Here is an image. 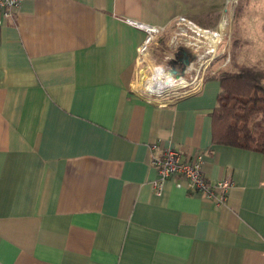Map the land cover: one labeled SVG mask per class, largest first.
<instances>
[{
    "label": "crops",
    "instance_id": "1",
    "mask_svg": "<svg viewBox=\"0 0 264 264\" xmlns=\"http://www.w3.org/2000/svg\"><path fill=\"white\" fill-rule=\"evenodd\" d=\"M222 6L21 0L1 17L0 264H264V152L213 143L219 83L165 103L129 85L143 43L154 64L176 15L210 14L195 19L207 27ZM151 28L164 31L148 40ZM152 143L231 179L228 203L175 176L155 193Z\"/></svg>",
    "mask_w": 264,
    "mask_h": 264
},
{
    "label": "rangeland",
    "instance_id": "2",
    "mask_svg": "<svg viewBox=\"0 0 264 264\" xmlns=\"http://www.w3.org/2000/svg\"><path fill=\"white\" fill-rule=\"evenodd\" d=\"M246 1L247 0H240L241 5H243V7L233 23L232 35L231 31L229 30V27H231L232 25L233 17H229V15L234 16V14H230L229 10L223 11V6L220 10H218V13H216V19L218 18L220 13L221 18H219L215 24L211 22V24L207 23L210 24V26L202 27L204 29H209L216 41H211L212 39L206 36L204 40L205 42H203V46H194L190 42H186L184 39L185 36L188 39H192V35L195 33V31L187 28V21L190 20L193 23H199L197 20H195L196 18L198 19V15L195 17H190L185 14L176 15L171 20L170 26L168 28V32L173 33V37L169 38L171 34L168 35L169 41L167 39V36L161 37L160 39L162 41H159L160 43L158 45L157 50L152 53L151 61L154 64L149 63V59L148 62L144 60L143 55L147 51V43L146 48L139 51V57L135 63V72L133 73L132 79L129 83L130 88H132L135 92L145 96L146 98L153 99L158 103H163L164 98H166L169 94L173 92L178 94L175 97H172V99H177L178 97L191 93L192 91H189L191 89V86L199 85L198 83L204 81V79L208 75H211L222 69H233V59L235 61L238 60L243 63L256 64L258 66L264 67V57H262L264 56L262 55L264 54V3H262L261 0H249L248 3ZM255 4L257 5V7L254 8L255 13H252V7ZM182 16L187 20L181 21L180 17ZM209 16L210 14L206 18L202 19L205 21ZM227 16L229 18H227ZM224 18H227L228 21L225 23H221ZM210 20H212V15L210 17ZM199 21L204 22L202 20ZM195 25L196 27H201V25ZM220 27L221 29H219ZM217 30L219 32V35L215 36L212 32ZM162 31L164 30H160L159 33H156L155 35H160L161 33H163ZM235 37L245 39L246 45L237 49V46L233 44V40L235 39ZM170 39L173 40L172 44L170 42ZM176 40H179V42L174 43ZM182 47L185 48L190 55H192L191 60L189 61V63L191 62V68L184 74L182 80H180L187 81L188 86L186 88L181 89L175 88L170 91L167 90L163 93L162 97L155 95L148 96L146 94H143V92L141 93L138 87L142 88L145 86L146 78L148 76H151L152 74L159 75L162 78V74H164L165 70L163 66H168L166 64V60L168 59V57H172L173 52L175 53L176 51V48L179 49ZM241 52L243 53L241 54ZM158 64L161 65L156 66ZM186 65L187 64H185V66ZM170 73L175 76L174 72L170 71ZM200 77L202 79H199ZM180 81L177 80L175 82L178 83ZM185 89L188 90V92L182 94L181 90ZM168 91L170 93L167 94L166 92ZM168 99L170 100V98H167L166 100L168 101Z\"/></svg>",
    "mask_w": 264,
    "mask_h": 264
},
{
    "label": "trees",
    "instance_id": "3",
    "mask_svg": "<svg viewBox=\"0 0 264 264\" xmlns=\"http://www.w3.org/2000/svg\"><path fill=\"white\" fill-rule=\"evenodd\" d=\"M233 44L238 49L245 40L235 38ZM233 61V69L206 77L219 83L210 112L213 143L264 152V67Z\"/></svg>",
    "mask_w": 264,
    "mask_h": 264
},
{
    "label": "built area",
    "instance_id": "4",
    "mask_svg": "<svg viewBox=\"0 0 264 264\" xmlns=\"http://www.w3.org/2000/svg\"><path fill=\"white\" fill-rule=\"evenodd\" d=\"M21 0H0V23L2 21L1 17L10 18L14 11H16L17 7L19 6ZM223 11L229 10L230 14H234L235 6L238 0H223ZM229 17H233L229 15ZM227 16V18H229ZM227 18H224L221 23L227 22ZM180 20H187L183 16L180 17ZM188 29H192L195 33L192 35V39H188L185 35L184 39L186 42H190L194 46H203V42H205L206 35L204 34L205 31H210L209 29H204L202 27H196L195 23L188 20L187 21ZM221 29V27L219 28ZM161 29L158 28H151L148 30L149 35H147V39L149 40L151 34L160 31ZM211 32V31H210ZM215 36L219 35L218 31L212 32ZM208 37V36H207ZM146 48V43H143L141 46V50ZM164 67V74H162V78L164 80H182L184 74L191 68V62L186 66H183L180 71L174 72L176 73L175 76L170 73L171 68L168 66ZM197 79V78H196ZM199 79H202L201 77ZM202 81V80H201ZM173 87L171 86L169 89L175 88H186L188 83ZM199 85L191 86L189 91H195ZM198 89V88H197ZM166 92L167 94L170 92ZM182 94L187 93L188 90H181ZM166 94V95H167ZM178 93H171L166 98H164L163 103H165L167 98L172 99ZM169 100V99H168ZM155 148L154 143L150 145V159L149 164L154 166L157 169V178H155L152 182V186L154 188L155 193H160L163 187V184L166 179L170 176L179 177L184 180V185L188 191L198 192L201 193L203 196L211 200L215 205H226L229 201V188L233 185V182L229 178H221L215 182H209L205 179L203 172H202V161L200 157H193L189 155H183L181 151L178 149L166 146L163 147L159 154L154 153L153 149Z\"/></svg>",
    "mask_w": 264,
    "mask_h": 264
},
{
    "label": "bare ground",
    "instance_id": "5",
    "mask_svg": "<svg viewBox=\"0 0 264 264\" xmlns=\"http://www.w3.org/2000/svg\"><path fill=\"white\" fill-rule=\"evenodd\" d=\"M204 34L206 36L210 37V39H212L211 41H214V42L216 41V39L212 36L210 31H205ZM214 45H216V44H214ZM181 83L186 84L187 81H180V82L176 83L174 80H170V81L164 80L159 75L152 74L151 76H148L146 78L145 86L142 87L141 89H143L144 91H146V92H148L150 94L153 93L152 95H157V96H161L162 97L163 93L165 91L169 90L171 86L175 87V86H178V85H182Z\"/></svg>",
    "mask_w": 264,
    "mask_h": 264
},
{
    "label": "flooded vegetation",
    "instance_id": "6",
    "mask_svg": "<svg viewBox=\"0 0 264 264\" xmlns=\"http://www.w3.org/2000/svg\"><path fill=\"white\" fill-rule=\"evenodd\" d=\"M192 55H190L185 48H177L175 53L166 60V64L169 68H176L177 71H180L185 64H188L191 60ZM176 74V73H175Z\"/></svg>",
    "mask_w": 264,
    "mask_h": 264
},
{
    "label": "water",
    "instance_id": "7",
    "mask_svg": "<svg viewBox=\"0 0 264 264\" xmlns=\"http://www.w3.org/2000/svg\"><path fill=\"white\" fill-rule=\"evenodd\" d=\"M172 72H176V68L172 69Z\"/></svg>",
    "mask_w": 264,
    "mask_h": 264
}]
</instances>
